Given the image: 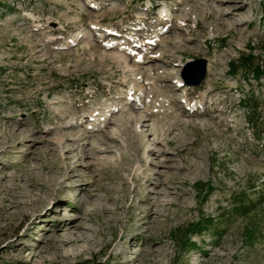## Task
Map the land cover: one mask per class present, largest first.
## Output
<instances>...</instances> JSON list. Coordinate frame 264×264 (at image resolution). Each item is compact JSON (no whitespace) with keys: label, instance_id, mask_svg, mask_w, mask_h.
<instances>
[{"label":"rangeland","instance_id":"rangeland-1","mask_svg":"<svg viewBox=\"0 0 264 264\" xmlns=\"http://www.w3.org/2000/svg\"><path fill=\"white\" fill-rule=\"evenodd\" d=\"M159 1L0 0V264H264V0Z\"/></svg>","mask_w":264,"mask_h":264},{"label":"bare ground","instance_id":"bare-ground-1","mask_svg":"<svg viewBox=\"0 0 264 264\" xmlns=\"http://www.w3.org/2000/svg\"><path fill=\"white\" fill-rule=\"evenodd\" d=\"M168 1H169V0H161V1H159V2L157 3V5H160L162 2H163V3H166V2H168ZM209 1H212V2H213V1H215V0H205V2H207V3H205V5H207ZM217 1H219L220 3H223V2H225V1H227V0H217ZM233 9H234V7H233ZM243 9H244V6H238L237 9L235 8L232 12H230L229 10H227L226 13H229V12H230V13H232V14H236L238 11L243 10ZM235 11H236V12H235ZM166 13H167L166 9H165V8H162V9H161V14L164 15V14H166ZM232 14H231V15H232ZM111 138H113V137H111ZM167 143H169V144H170V143H174V140H173V139L168 140ZM178 147H180V146L178 145ZM153 150H154V149H152L151 151H153ZM184 150H185V147H184V148H183V147H180V149L178 148V151H179L178 153L181 154V151H184ZM151 151H150V152H151ZM184 153H185V152H184ZM154 154H155V152H154ZM187 163H188V162H187ZM187 163H186V164H187ZM182 166H183V165H182ZM188 166H189V165H188ZM175 167H176V166H175ZM188 168H189V167H188ZM12 179H13V178H12ZM11 189H13V188H11ZM13 190H14V189H13ZM14 196H15V195H14ZM15 197H16V196H15ZM18 200H19V199H18ZM20 203H21L20 201H16V202L14 203V205H17V206H18ZM20 205H21V204H20ZM14 207H15V206H14ZM62 223H63V222H62ZM65 224H66V223H65ZM30 225H32V223H31ZM60 225H61V224H60ZM70 228H71V227H70ZM58 230H59V229H58Z\"/></svg>","mask_w":264,"mask_h":264},{"label":"water","instance_id":"water-1","mask_svg":"<svg viewBox=\"0 0 264 264\" xmlns=\"http://www.w3.org/2000/svg\"><path fill=\"white\" fill-rule=\"evenodd\" d=\"M205 75H206L205 68H202L201 71L199 72V75L197 76V79L194 81L193 84L198 85L202 81V79L205 77Z\"/></svg>","mask_w":264,"mask_h":264},{"label":"trees","instance_id":"trees-1","mask_svg":"<svg viewBox=\"0 0 264 264\" xmlns=\"http://www.w3.org/2000/svg\"><path fill=\"white\" fill-rule=\"evenodd\" d=\"M232 65H234V63L232 64ZM232 72V71H231ZM264 72V70L263 71H261L259 68L257 69V72H256V77H260L261 76V74ZM89 262L88 261H84V262H77L76 264H88Z\"/></svg>","mask_w":264,"mask_h":264}]
</instances>
